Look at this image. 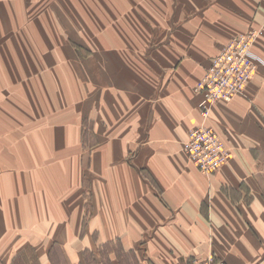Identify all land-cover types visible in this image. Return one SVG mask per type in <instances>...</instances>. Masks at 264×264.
<instances>
[{"label": "crops", "instance_id": "0c3cea01", "mask_svg": "<svg viewBox=\"0 0 264 264\" xmlns=\"http://www.w3.org/2000/svg\"><path fill=\"white\" fill-rule=\"evenodd\" d=\"M45 4L0 0V62L17 67L0 66V264L30 252L54 264L53 247L78 261L80 242L89 252L120 243L141 264H264L259 0H103L101 62H58L37 21ZM252 29L261 30L252 52L262 64L205 122L231 158L204 174L182 149L202 123L194 88L221 48Z\"/></svg>", "mask_w": 264, "mask_h": 264}, {"label": "rangeland", "instance_id": "374dc122", "mask_svg": "<svg viewBox=\"0 0 264 264\" xmlns=\"http://www.w3.org/2000/svg\"><path fill=\"white\" fill-rule=\"evenodd\" d=\"M45 5V12L40 15H45V18H42L40 20L37 19V21L42 22V28L45 29V32L47 34V43L53 46L52 42H57L59 48L57 54H60V56H62L63 58V61L58 62H95L97 61V59L101 62L103 59V35L101 33V20L99 19L98 10L101 9L100 6H103V0H46ZM61 8L62 14L58 12V10H60ZM95 16L96 18L94 19L93 17ZM70 17H72L73 19L70 20ZM30 21L35 22L36 20L32 18ZM259 36H257V38ZM256 39L252 42L253 44ZM3 48V51H6L3 54L4 59L8 57L10 59V57H12L16 60V56L12 50L7 51L6 47L4 46ZM23 52V54H25V51ZM48 56V62H50L51 59L53 60V57L50 56L49 51ZM30 60L33 61L34 59L30 57ZM21 63L23 67L27 69V62ZM6 64L8 65L9 73H13L16 75L17 67L15 66V62H0V66ZM260 64L262 63L257 64V68ZM257 68L248 82H250L256 74ZM66 72L70 76L69 71ZM2 73L5 72H3L2 68L0 67V74ZM247 84L245 85L244 89L246 88ZM71 86L74 87V84L72 85L70 83L64 82V89H68V95H72ZM244 89L240 91V94L245 91ZM233 97L219 101L226 102L231 100V98ZM89 129L90 128L86 125L85 119L82 120L80 125V134L82 135L81 141H85ZM89 139L92 140L91 137H89ZM82 145L85 146L83 142ZM90 248L93 250L92 252L86 250V244L80 242L78 244L79 260L76 261L77 259H72L66 256V253L60 248L53 247L51 251L52 262L54 264H141L138 254L126 251L122 247V245L117 242L106 243L102 246H90ZM26 256L29 258L31 264H37L32 252L25 254V256L20 258L17 263H27L29 260L26 259ZM142 262L143 264H146L145 261Z\"/></svg>", "mask_w": 264, "mask_h": 264}, {"label": "built area", "instance_id": "2783aa9c", "mask_svg": "<svg viewBox=\"0 0 264 264\" xmlns=\"http://www.w3.org/2000/svg\"><path fill=\"white\" fill-rule=\"evenodd\" d=\"M264 8V0H259ZM260 30H251L231 38L211 60L195 91L200 95L198 103L202 123L188 132L182 149L192 164L204 174H212L231 158V153L217 133L205 122L211 107L219 100L229 99L244 89L255 73L257 64L262 63L252 52V42ZM186 264H227L208 256L190 257Z\"/></svg>", "mask_w": 264, "mask_h": 264}]
</instances>
